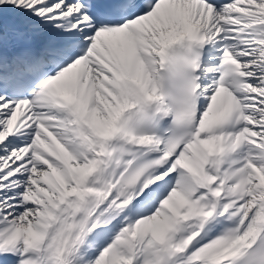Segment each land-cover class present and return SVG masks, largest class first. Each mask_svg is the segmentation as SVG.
<instances>
[{
	"label": "snow or ice",
	"instance_id": "obj_1",
	"mask_svg": "<svg viewBox=\"0 0 264 264\" xmlns=\"http://www.w3.org/2000/svg\"><path fill=\"white\" fill-rule=\"evenodd\" d=\"M0 264H264V0H0Z\"/></svg>",
	"mask_w": 264,
	"mask_h": 264
}]
</instances>
